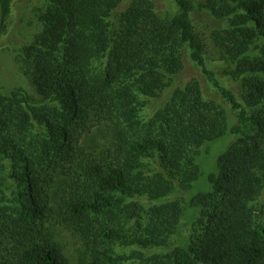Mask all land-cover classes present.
<instances>
[{
  "label": "trees",
  "instance_id": "trees-1",
  "mask_svg": "<svg viewBox=\"0 0 264 264\" xmlns=\"http://www.w3.org/2000/svg\"><path fill=\"white\" fill-rule=\"evenodd\" d=\"M172 2L43 0L30 40L4 43L35 96L0 85V264H72L57 229L79 242L74 264H264V0ZM11 12L0 0V39ZM196 12L242 104L206 68ZM186 59L221 100L182 82Z\"/></svg>",
  "mask_w": 264,
  "mask_h": 264
},
{
  "label": "rangeland",
  "instance_id": "rangeland-1",
  "mask_svg": "<svg viewBox=\"0 0 264 264\" xmlns=\"http://www.w3.org/2000/svg\"><path fill=\"white\" fill-rule=\"evenodd\" d=\"M205 0H194L195 11L198 10L200 5H203ZM159 8L163 12H168L171 14L177 13V7L172 2V0H156ZM43 8V0H12V12L7 21L6 31L0 39V85L6 88L20 87L25 89L30 95L35 96L34 89L30 86L28 81L22 75L17 64L12 63L7 51H5L4 43L17 41L22 45L30 40L31 36L39 30V23L37 21L38 13ZM191 21L194 25L196 34L201 38L204 44V60L205 66L208 70L214 72L215 79L218 82L219 87H223L227 90H231L234 93V85L223 77L222 65L220 62V51L217 46L213 43L208 35V29L212 24L202 17V14L196 12L192 14ZM15 38V39H14ZM185 72L183 74L182 82L186 83L191 79L198 80L202 87L206 98L208 100L220 99L221 95L217 88H215L212 82H208L206 78L202 75L201 68L194 65L189 59L185 61ZM235 94V93H234ZM236 102L242 104L241 99L235 94ZM225 102H223L224 104ZM160 106V102L157 100H149L147 102L146 108L143 110V117L147 118L151 116ZM234 116V113H231ZM107 128L102 127L99 130L94 131L86 139L85 143L90 145L95 142V144H103L106 142L108 135ZM232 138L230 136H225L221 141L211 144L208 147V151L201 153L198 158V166L201 171V176L199 180L192 185L189 191H187L186 204L189 198L199 191H207V175L213 171L215 167L216 158L219 154L223 153L229 146ZM177 198L180 197L179 194L176 195ZM174 199V198H172ZM257 208L259 212L264 211V191L258 201ZM200 213V209L196 210L193 208H188L186 206V212L184 215L185 221L184 225L187 227L191 224V221L197 217ZM54 228V227H53ZM61 232L59 241L67 249V256L69 257L72 264L75 263L73 256H75L77 250L79 249L78 240L71 235L68 230L56 231ZM179 244V242L177 243ZM122 253L129 254L130 251L127 249L121 251ZM151 252V251H150Z\"/></svg>",
  "mask_w": 264,
  "mask_h": 264
}]
</instances>
